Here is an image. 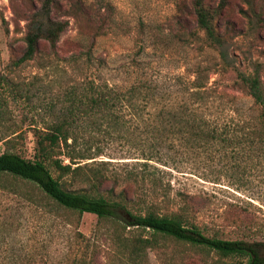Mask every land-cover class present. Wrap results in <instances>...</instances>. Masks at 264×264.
<instances>
[{
	"label": "rangeland",
	"instance_id": "rangeland-1",
	"mask_svg": "<svg viewBox=\"0 0 264 264\" xmlns=\"http://www.w3.org/2000/svg\"><path fill=\"white\" fill-rule=\"evenodd\" d=\"M193 2L0 0V136L21 134L12 150L29 157L34 145L31 127L49 122L63 90L87 77L117 90L132 84L141 90L153 89L163 105L184 103L217 126L218 133L225 124L223 136L242 138L234 131L241 125L243 132L251 127L254 135L258 133L257 110L250 96L234 83L237 72L248 73L264 62V0H224L221 8L219 0H201L229 54L225 63L198 28ZM33 18L66 21L67 26L54 52L40 41L32 59L11 66L10 61L21 54ZM88 50L87 62L84 55L75 62L67 60L71 53ZM258 68L264 86V64ZM196 76L206 93L204 103L187 95ZM129 140L128 134L116 139L113 149L127 152ZM250 140L243 137L229 144L212 139L198 147L177 146V152H163L167 164L150 161L161 170V184H121L130 198L151 201L158 212L184 206L186 217L206 236L264 241V158L257 157L258 149L249 146ZM263 143H258L260 149ZM3 150L0 141V153ZM90 160H109L107 167L116 169L132 159L98 156L78 164ZM88 173L82 167L65 176L70 182L63 187H86L83 179ZM164 182L168 187L162 194ZM117 229L97 226L94 214L77 217L47 199L32 202L0 190V264H83L85 260L122 264L123 253L117 256L121 246L114 243ZM144 264L242 262L166 241L162 247L146 250Z\"/></svg>",
	"mask_w": 264,
	"mask_h": 264
},
{
	"label": "trees",
	"instance_id": "trees-1",
	"mask_svg": "<svg viewBox=\"0 0 264 264\" xmlns=\"http://www.w3.org/2000/svg\"><path fill=\"white\" fill-rule=\"evenodd\" d=\"M223 1L219 0L220 8ZM193 5L198 28L203 31L219 59L227 62L229 54L210 22L208 10L202 6L201 0H194ZM66 26V21L33 18L23 37L21 54L10 61L11 66H18L32 59L40 41L46 42L54 52ZM81 55H84L85 62L90 60L89 50L71 53L67 60L75 62ZM263 64L264 62L256 65L248 73L237 72L234 83L250 96L253 107L257 110L254 119L259 122L258 133L255 135L251 127L245 128L248 131L243 132L242 125L234 131L242 138H250L249 146L257 147V157L262 158L264 143L261 149L258 143L264 142V86L258 67ZM189 85L191 90L187 95L204 103L206 93L201 91V80L196 76ZM174 93H178V90ZM250 118L251 116L248 119ZM207 126L210 128L207 129ZM31 128L34 145L29 157L12 150L21 134L0 136L4 145V150L0 153V190L20 195L32 202L39 198L47 199L59 209L75 212L77 217L84 212L91 213L96 217L97 226L108 224L118 228L117 231L114 230V243L121 246L117 250V256L122 257L123 253L122 264H144L146 250L162 247L166 241L198 247L206 252L212 251L219 257L236 258L242 264H264V241L206 236L186 217L184 206L168 212H158L155 203L140 197L136 200L130 198L125 186L121 184H161V170L150 161L154 159L167 164V160L163 159V152H177V146L198 147L212 139L229 144L238 143L241 137L221 135L223 131H227L225 124L218 133L217 126L201 119L200 115L195 114L184 103L179 106L163 105L153 89L144 87L141 90L140 86L132 84L123 90H117L87 77L83 83L72 84L63 90L59 108L49 122ZM127 134L131 148L127 152L113 149V142L119 138L122 140ZM246 141L248 142L247 139ZM124 155L127 156L123 157ZM98 156L132 160L119 163V169L108 168L106 164L111 162L109 160H90L88 164H78L82 160ZM82 167L89 171L83 179L86 187L71 190L64 188L63 183L70 182L69 179H64L65 176ZM50 170L56 175L53 176ZM120 184L122 187L118 188ZM167 187L168 183L164 182L162 194H165ZM183 196L185 195L182 194ZM119 230L129 233L122 235ZM83 264L97 263L85 260Z\"/></svg>",
	"mask_w": 264,
	"mask_h": 264
}]
</instances>
